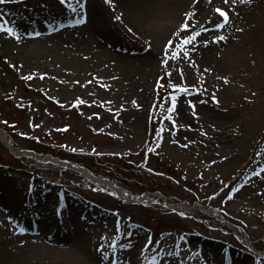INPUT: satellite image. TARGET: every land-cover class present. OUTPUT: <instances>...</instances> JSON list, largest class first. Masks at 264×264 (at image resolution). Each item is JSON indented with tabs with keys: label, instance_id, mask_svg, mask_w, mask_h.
<instances>
[{
	"label": "rangeland",
	"instance_id": "obj_1",
	"mask_svg": "<svg viewBox=\"0 0 264 264\" xmlns=\"http://www.w3.org/2000/svg\"><path fill=\"white\" fill-rule=\"evenodd\" d=\"M80 3L82 9L76 0L0 5L20 37L0 33V130L11 144L0 135V242L6 231L44 232L21 264H57L60 257L46 247L71 237L39 224L52 218L71 230L74 218L91 236L99 264H149L152 257L155 264H264V25L252 31L259 52L252 45L229 52L213 42L218 13L187 19L185 4L160 30L153 24L160 13L145 6ZM78 20L98 25L88 38L109 53L149 60L121 63L100 45L78 51L37 42L60 28L73 31ZM185 22L189 31L179 32ZM237 28L235 21L229 26L236 36ZM197 31L193 44H182ZM48 153L89 165L95 176L108 177L107 167L116 184L144 200L126 203Z\"/></svg>",
	"mask_w": 264,
	"mask_h": 264
},
{
	"label": "bare ground",
	"instance_id": "obj_2",
	"mask_svg": "<svg viewBox=\"0 0 264 264\" xmlns=\"http://www.w3.org/2000/svg\"><path fill=\"white\" fill-rule=\"evenodd\" d=\"M125 2L126 5L131 6H137L135 9L140 8L143 10L142 7H147L148 11H157L161 15H164L163 17L158 16L159 20H153L155 23L154 27L156 29H166L168 28V24L170 21L173 20L174 17L178 16L177 10L180 7H183L185 4H187V10L188 14L194 13L192 16V19L198 18L200 20L207 18V16H211L215 13L216 8H221L224 11H227L229 14L230 23L226 25L224 28L217 31L216 29H211V33L218 36H225L226 40H222L218 43V46L225 49L226 51L232 52L237 49H241V51H245L248 49V46L252 47L254 46V50L258 51L257 49V43L255 42V37L253 36V32L258 33V30H255L257 25H264V0H251V3H241L240 0H236L235 4H232L231 2L229 4H224L223 0H212L211 3L208 2V0H199V3H196L195 0H122ZM141 6V7H140ZM226 9H223V8ZM91 13L97 16L99 15V9L96 6L95 2L91 3ZM183 15V14H182ZM182 19H186V17H182ZM194 21V20H191ZM235 21V26H239L240 28H237V34L241 32V35H237L235 32H230L229 26L232 22ZM92 23V25H86L84 23L80 24L79 27H76L72 30L60 28L59 31L53 35V34H46V36L43 39H37V42L47 44V43H53V44H59V45H65L67 46L68 50H78L81 46L85 47H91V45L96 44L100 45L102 48L103 53L110 54L114 56L116 60H119L121 63H129L134 64L136 60H139V62L145 59L149 60L148 57L142 56V55H125L126 53H117V55H114L112 53H109L106 48L103 47L101 43L102 41H97L93 39H89L87 35V30L89 29L92 33H97L100 31V28H98V25ZM97 26V27H96ZM91 28V29H90ZM78 31V32H77ZM253 31V32H252ZM100 42L99 44L97 42ZM107 41V40H106ZM35 42V41H28ZM27 43V44H28ZM216 44V42H215ZM30 45V44H29ZM252 45V46H251ZM259 46V45H258ZM243 47V48H241ZM256 47V48H255ZM63 48V47H62ZM236 53L234 56L240 54ZM249 53V52H248ZM85 172H87L86 169H84ZM89 176V172L87 173ZM97 181L101 184H111L112 181L107 179L106 177H96ZM96 180V179H94ZM13 189L16 188L14 187ZM1 190L5 191L7 188H3L1 186ZM119 194L121 198H123L127 203L135 202L132 200V197L127 194L125 191H121L118 189ZM144 198L139 199V202H142ZM45 216L49 218V211H44ZM77 219L72 218L70 220V229L65 228L64 221H55L52 220V218L44 223H40L39 227H42V224L45 223H51V225H54L53 230L52 226L47 225L50 230L48 233L53 232H59L61 231L62 235H66L68 240V237H71V241L69 240L68 244H62L55 245L51 244V247H46L48 250L54 252L56 256L60 257V260L57 264H99L95 263L96 257L92 256L94 255L91 251V239L90 235H88L86 232L82 231L79 221H76ZM37 219L32 220L33 226L36 225ZM90 223L92 221H89ZM96 224V223H95ZM57 225V227H55ZM94 225V224H93ZM33 229V227L31 228ZM69 234L66 233V231ZM85 230V229H84ZM30 230H22L23 233L16 231L14 234L9 233V231H6V235L4 236V240L2 239L0 242V264H21V262L27 258L28 250L31 248H36L35 245H38V243H32L37 237L40 236L42 238H45L47 236L46 233L38 232V233H32L30 234ZM72 232V233H70ZM65 233V234H64ZM19 235V236H17ZM90 236V237H89ZM93 236V235H92ZM34 239V240H33ZM47 239V238H46ZM44 239V240H46ZM65 239H63L65 241ZM43 239H37V241H42ZM68 242V241H67ZM44 247V246H43Z\"/></svg>",
	"mask_w": 264,
	"mask_h": 264
},
{
	"label": "snow or ice",
	"instance_id": "obj_3",
	"mask_svg": "<svg viewBox=\"0 0 264 264\" xmlns=\"http://www.w3.org/2000/svg\"><path fill=\"white\" fill-rule=\"evenodd\" d=\"M13 2V0H0V5L3 4H7V3H11ZM62 3L66 2V0H61ZM67 2H71V0H67ZM196 3H199V0H195ZM209 3L212 2V0H208ZM224 4H229L230 2L232 4L236 3V0H223ZM241 3H251V0H240ZM77 5H79V7L82 9L83 8V4L80 3V0H76ZM72 11L75 13L77 11L76 7H72ZM215 11L219 14V16L222 18V23L217 24L216 28L217 29H222L224 28L226 25H228L230 23V19H229V15L227 11L222 10L221 8H216ZM194 15V13L188 14L186 13V17L187 19H191V17ZM120 17H117V19H119ZM0 20H3V23H0V33H6L8 36L10 37H14L17 40H19V35L14 31V29L7 27V23L8 21L4 20V18L2 16H0ZM82 20H78L77 23H82ZM194 27V26H191ZM190 29V25L189 23L185 22L184 24L181 25V28L179 30V32H187ZM200 32H194L192 35L187 36L186 38L182 39V44L183 45H188V44H193V42L196 40V38L198 36H200ZM36 35H39L38 33ZM222 40H226L225 36H219L214 38L213 42H219ZM172 47V41H169L168 45L166 46L165 49V55L167 56V51L169 48ZM175 52H173V58H175ZM185 56H187V53H185ZM162 63H164L165 65L168 63L167 59H165L164 61H162ZM32 77H26V79H31ZM42 78V77H41ZM228 81L225 79V83H227ZM91 83V82H89ZM170 87L173 88V92H180V93H184V94H188L189 93V89L186 87H181L178 85H170ZM168 99L171 101V106L167 108V112L168 113H172L175 110L176 107V95L174 94H170V96L168 97ZM212 101L214 103H219V101L216 99L215 94H213L212 96ZM79 103H83V101H79ZM135 103V102H133ZM201 103H204V101H201ZM192 107L194 108L195 106L192 105ZM195 114V113H194ZM169 119H171V117H168ZM75 151V150H74ZM261 171H264V169H261ZM256 176H259L260 173L259 172H254L253 173ZM231 198V197H230ZM149 243H151V240H149ZM115 243L113 244V247H115ZM147 247V245H146ZM147 259V258H146ZM156 262V258L152 257L151 260L149 261V264H155ZM114 264H119L118 261H114Z\"/></svg>",
	"mask_w": 264,
	"mask_h": 264
},
{
	"label": "trees",
	"instance_id": "obj_4",
	"mask_svg": "<svg viewBox=\"0 0 264 264\" xmlns=\"http://www.w3.org/2000/svg\"><path fill=\"white\" fill-rule=\"evenodd\" d=\"M162 98H163V91H160V92L157 93V97H156V99H155L154 107H155V106H159V104H160L161 101H162ZM102 169L105 170L107 173H109L107 167H104V168H102ZM144 189H145V188H144ZM142 191H143V190H142Z\"/></svg>",
	"mask_w": 264,
	"mask_h": 264
}]
</instances>
